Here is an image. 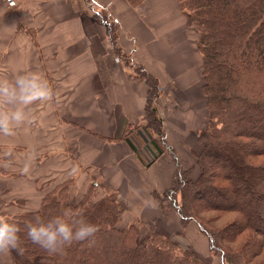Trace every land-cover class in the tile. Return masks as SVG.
<instances>
[{"label":"crops","instance_id":"obj_1","mask_svg":"<svg viewBox=\"0 0 264 264\" xmlns=\"http://www.w3.org/2000/svg\"><path fill=\"white\" fill-rule=\"evenodd\" d=\"M94 10L108 11L117 20L119 46L134 54L151 74L159 79H194L191 85L197 88L199 72L203 71L202 55L180 0H143L138 5L129 0H93V4L87 0H20L15 8H9L0 1V78L12 80L18 75L36 72L50 85L57 79L81 80L83 86L77 87L78 92L97 94L98 110L101 113L106 111L104 119L95 123V134L92 135L82 128L90 123L86 112L67 119L74 107L71 97H66L64 105L59 103L58 96L56 102H37L26 109L34 112L33 121L18 128L14 136L0 135V145H25L14 158H0V217L40 207L43 195L37 178L42 175V168L38 155L44 151V144L49 143L58 148L60 143L74 142L82 158H89L92 165L98 168L99 176L108 184L114 183L121 199L130 198V190L127 189L128 194H125V179L121 171L128 176L131 185L136 186L137 183V188L132 186V195L143 186H147V191H151L150 186H157L161 192L171 187L170 179L175 169L170 159L164 156L168 152L165 150L146 165L143 162L146 156L139 152L132 136H121L125 124L134 126L146 121L144 110L149 86L126 70L123 58L116 57L107 25L95 18ZM76 91L72 90L71 94L75 95ZM54 92L56 95L58 92L59 95H68L66 91ZM82 109L86 110L87 105ZM172 117L167 142L186 167L192 155L186 161L188 158L181 145L200 142L201 122L197 118L184 122ZM193 126L199 128L196 135L192 134ZM43 132H47L49 137L43 138ZM101 136H119L122 139H111L115 141L112 143L102 142L104 145L99 148L90 147L94 143L100 144L102 140L98 137ZM138 138L143 143L147 142L140 133L136 135V140ZM194 147H197L196 144ZM71 151L67 152L69 155L65 156V160L76 162L70 155ZM157 151V147L149 143L146 154L152 158ZM128 157L131 159L132 174L140 175L141 179H136L125 166L124 159ZM26 164L30 165V173L22 175L20 170ZM58 164L62 161L52 162L54 166ZM10 165L14 168H4ZM112 169L118 175L107 179L105 175ZM76 170L80 171V168L76 166ZM14 171L19 174L15 175ZM0 264H13L9 250L0 252Z\"/></svg>","mask_w":264,"mask_h":264},{"label":"trees","instance_id":"obj_2","mask_svg":"<svg viewBox=\"0 0 264 264\" xmlns=\"http://www.w3.org/2000/svg\"><path fill=\"white\" fill-rule=\"evenodd\" d=\"M87 1L93 4V0ZM129 1L138 5L143 0ZM180 5L188 25L199 32L196 44L202 55V90L207 97V119L198 134L203 143L197 154L200 174L190 178L191 169L184 168L173 147L167 146L176 163L174 183L164 195L154 196L159 199L163 196L162 206L165 199H170L183 222L198 223L209 237L211 251L221 256L220 264H264V260L255 263L250 258L252 249L264 248V238H259L264 236V0H180ZM94 16L107 25L111 44L120 55L116 46L118 23L105 10H97ZM120 58L125 59L122 55ZM134 66L131 75L145 80L151 92L146 108L149 118L146 117L148 123L144 127L151 136L153 131L161 133L166 145L163 116L156 103L151 109L149 104L160 92L158 78L143 65ZM157 143L154 142L158 150L155 160L165 151ZM251 185L257 186V191L253 192ZM55 190L44 196L38 210L3 217L21 227L22 253L9 249L13 264H208L190 248L182 250L165 236L132 244L130 233L116 227L122 209L115 196L73 205L66 199L69 196L65 189ZM198 208H204L202 212L214 209L236 213L235 218L241 220L234 224L240 228L253 227L258 236L247 237L252 241L247 249H232L223 243L221 229L209 228L197 215ZM66 213L96 225L99 230L94 238L74 242L56 254L28 239L24 226L33 222L35 216L47 221ZM232 227L228 235L231 237L235 232Z\"/></svg>","mask_w":264,"mask_h":264},{"label":"rangeland","instance_id":"obj_3","mask_svg":"<svg viewBox=\"0 0 264 264\" xmlns=\"http://www.w3.org/2000/svg\"><path fill=\"white\" fill-rule=\"evenodd\" d=\"M96 11L97 10H94V12ZM193 29H194L192 30L193 39L198 41L199 32L194 27ZM116 46L120 48V55L119 53H116V50H114L112 46L113 52L116 54V57H118L119 59H122L120 58L121 55L125 57V59L122 60L124 61L126 70L131 74L133 71H135L136 66H134V64L137 63L140 64V62L137 61L134 54H130L127 53V51L122 50V47L119 46L117 41H116ZM142 64L143 63H141V65ZM143 67L147 70V68L144 65ZM201 70H203V68ZM199 73H200L199 82H197L196 89L193 88V86L191 85L194 83L195 81L194 79H159L157 77L159 84L158 89H160V92L157 95V97L153 99V104L151 102L149 104H150V109L153 107L155 103L157 104L160 115H162L164 119L166 132L170 131L171 119H173L172 116L176 117V119L184 120V122H187V120L189 119L196 120L197 118L198 119L197 121L201 122L200 123L201 127L199 126L200 128H202L205 125L207 119V97L205 96L202 90V85L204 81L203 72H199ZM189 82L191 83L189 84ZM51 86L53 90L60 92L66 91L68 95L67 94L59 95L58 92L57 95L55 94V98L52 100V102L51 101L49 102L51 103H53V101L56 102V99L59 96L60 99L59 103L64 105L66 103V97L73 98L74 101L72 104L74 107L70 110L69 117L66 115L65 112L66 118L68 117L67 119L70 120L73 119L72 117L73 115H78L79 113L81 114L82 112H86L88 114L87 119H90V123L88 124L89 125L88 127L90 128L86 126L82 128L88 134H92V135L95 134L94 133L95 123H98V121L101 118L104 119V114H105L104 112H106L103 111L101 113L98 110L99 96L97 94L94 95L93 92H91L90 94L79 93L77 87L83 86L81 80L57 79V80H53ZM72 90L76 91L75 95L71 94ZM150 93L151 92L149 91L147 97L151 95ZM148 101L149 100L147 99V104ZM147 104L144 110L145 119L146 117L147 119L149 118V115H147V110H146ZM84 105H87L86 110L82 109ZM28 113L30 116V120L33 121L34 116L32 114L34 112L28 111ZM47 121L49 123L50 117L47 118ZM147 123L148 121L143 120L140 125L131 126L129 123L125 124L123 126L124 130L122 131L121 136L122 137L126 135L132 136L131 138L135 142L136 146L139 148V152L145 154L146 160L145 161L143 160V162H145L146 164L148 163L150 164L153 160H155V155L154 157L150 158L147 156L148 153L146 154V152L148 151L149 143L150 145L154 146V142L156 143L158 142L157 144L161 145V147L168 152L164 156L170 159L169 161L171 165L174 164V169L176 172V163L171 154L172 152H170V150H168L167 148V146H171V145H169L168 142L166 145L163 143L160 136L161 133L156 134L153 131L151 133L152 134L151 136L149 131L144 127V125H147ZM27 124H29V122ZM198 129H199L198 127L192 128V131H194L192 132V134L196 135ZM139 133L141 134L142 137L144 136L146 138L145 140L147 141L146 143H143V140L141 138H138L139 140H136V135ZM42 135L43 138L49 137V134L47 132H43ZM122 137L113 136L106 138V136H101L98 137L100 140H102L101 142L99 141L100 144L94 143L90 147L99 148V146L104 145L103 143L115 142L114 140L111 139L118 140V139H122ZM60 144L61 145L58 148H56L54 144H50V143L44 144L45 145L43 149L44 151H41L38 155L39 157L38 160L40 161V165L42 168V175H40L37 178V180L39 179L38 188L42 190V195H43L40 207L42 206L44 196L46 194H50L54 192L56 188L57 189L55 190V192L56 191L59 192L58 190L60 189H65L66 195L69 196L68 198L66 196V199L69 202H71L73 205L80 204L85 200H88V202L91 203H95L102 199H106L105 197L115 196L118 199V201L121 202V209H122L119 213L118 220L116 222V227L120 230H125L127 233H130L129 236L125 233L123 234L131 238L132 244H136V242H141V241H143L142 243L150 242L153 238H155V236L159 238L165 236L172 239L178 245H180L182 247V250L190 248L194 253H196V255L202 261L208 264L221 263L222 261L221 256L218 253L211 251L209 237L200 230L198 223L195 220H189L187 222H183L175 206L170 205V199H165L163 201V203H165V206H162L163 196L160 195L161 196L160 199L154 196L156 195V193H160V194L164 193L158 191L157 186H153V187L150 186L151 191L149 190L147 191L146 189L147 186H143L142 188L140 187V191L132 195L134 191V189H132V186L134 188H137L136 187L137 183L135 184L136 186L131 185L128 176L121 171L125 179L124 181V185L126 187L125 194H128L127 189L130 190V194H129L130 198L121 199V197L118 195V188L114 185V183L108 184L104 179H102L101 176H99L98 168L92 165V162L90 161L89 158L88 160L82 158L83 155H81V151H78V148L76 147V144L74 142L67 144L66 141ZM89 144L90 143H87V145ZM195 144L197 147H194ZM23 147H25V145L20 143H16L15 145L1 144L0 158H14L16 155L20 153L19 150H21ZM202 147H203V143L201 141L192 144H190V142H185L181 145V149L185 152V155L188 158L186 161L190 160V157L192 155L191 158L192 160L190 164L186 165V167L182 165L184 168L191 169L189 175L190 178L192 179L197 178L200 174V169L197 166V154L201 152ZM69 151H71L70 155L74 160H76V162H73L71 159H67L68 161L65 160V156L69 155L67 153ZM54 161L56 162L62 161V164H58L57 166H54L52 165V162ZM124 162H126L125 166L132 174L130 157L124 159ZM89 163L90 166H88ZM76 166L80 168V171L76 170ZM4 168L5 169L14 168V166L10 165ZM76 172L79 174H77ZM175 172L170 179L171 187L174 183ZM14 174L18 175L19 172L14 171ZM117 175L118 173H115V169H112L110 173L109 172L106 173L105 177L107 179H110ZM134 177L136 179H141L140 175L138 177L135 175ZM251 186L253 187L251 189L253 192L257 191V186L255 185H251ZM57 196L62 199L61 195H57ZM178 197L179 199L181 198L180 195H178ZM193 201H196L197 204L204 203V202H199L198 200H193ZM203 209L204 208L196 209L197 215L202 217L201 219H203L206 223H208L209 228L211 227L213 229H221L224 232V238L222 237L223 243L231 247L232 249L245 250L247 249L246 246H248V244L252 242L251 240L248 239H250V237H252L253 235L258 236L254 231L255 228L253 227L240 228L239 225L234 224L235 223L234 221L241 220V218H235L236 213L220 212L214 209H205L206 212H202ZM118 210L119 209H117V211ZM26 212H30V211H26ZM22 213H19L18 215ZM9 216H13V215L7 214L3 217H9ZM230 227H232L235 230L234 235L232 237L228 236L231 233L229 232ZM238 227L239 229H237ZM229 237L230 240H227V238ZM259 238H264V236L259 235ZM252 250L253 252L252 254H250V258L253 262L258 263L259 261L264 260V248L256 247L255 249Z\"/></svg>","mask_w":264,"mask_h":264},{"label":"clouds","instance_id":"obj_4","mask_svg":"<svg viewBox=\"0 0 264 264\" xmlns=\"http://www.w3.org/2000/svg\"><path fill=\"white\" fill-rule=\"evenodd\" d=\"M54 98L52 86L39 73L27 72L12 80L0 78V135L14 136L18 128L31 122L26 109L37 102H49ZM20 172L22 175L29 174L30 165L26 164ZM24 228L28 239L50 254L62 252L74 242L94 238L99 230L78 215L68 213L47 221L37 215ZM20 232L21 227L16 222L0 217V252L13 249L22 253Z\"/></svg>","mask_w":264,"mask_h":264},{"label":"built area","instance_id":"obj_5","mask_svg":"<svg viewBox=\"0 0 264 264\" xmlns=\"http://www.w3.org/2000/svg\"><path fill=\"white\" fill-rule=\"evenodd\" d=\"M5 3L9 8H15L19 5L20 0H0Z\"/></svg>","mask_w":264,"mask_h":264}]
</instances>
